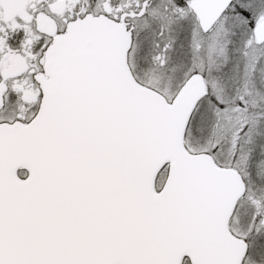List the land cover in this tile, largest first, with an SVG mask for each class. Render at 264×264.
Here are the masks:
<instances>
[{"label":"snow or ice","instance_id":"obj_1","mask_svg":"<svg viewBox=\"0 0 264 264\" xmlns=\"http://www.w3.org/2000/svg\"><path fill=\"white\" fill-rule=\"evenodd\" d=\"M0 264H264V0H0Z\"/></svg>","mask_w":264,"mask_h":264}]
</instances>
